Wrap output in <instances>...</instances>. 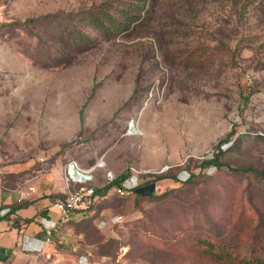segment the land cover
<instances>
[{"label":"rangeland","instance_id":"1","mask_svg":"<svg viewBox=\"0 0 264 264\" xmlns=\"http://www.w3.org/2000/svg\"><path fill=\"white\" fill-rule=\"evenodd\" d=\"M231 130L224 165L199 169ZM250 165L264 174V0H0L1 204L127 170L143 192L109 189L77 228L91 262L201 264L216 240L226 264H264V175L236 170Z\"/></svg>","mask_w":264,"mask_h":264},{"label":"crops","instance_id":"2","mask_svg":"<svg viewBox=\"0 0 264 264\" xmlns=\"http://www.w3.org/2000/svg\"><path fill=\"white\" fill-rule=\"evenodd\" d=\"M96 185L102 184L94 183L92 186ZM21 200L32 202L11 213L9 220H0V264H94L90 260L92 249L84 247L81 242L83 234L77 232V228H81V223L89 216L83 217L80 212H71L67 221L58 224L60 211L53 203L47 205L43 200L22 198L9 201L6 198L2 204L9 205ZM95 208L88 211L91 213L89 215L95 212ZM25 218L33 219L24 222ZM15 219L19 220L18 228L12 225ZM62 229L77 239L72 244L73 250L79 249L76 255L57 245L61 243L57 233Z\"/></svg>","mask_w":264,"mask_h":264},{"label":"trees","instance_id":"3","mask_svg":"<svg viewBox=\"0 0 264 264\" xmlns=\"http://www.w3.org/2000/svg\"><path fill=\"white\" fill-rule=\"evenodd\" d=\"M122 11H124V10L122 9ZM138 16H139V13L131 16V19L135 20ZM102 17L103 18L100 19L97 14H91V18L90 19L94 23L95 27H100V28L103 27L102 26L103 25L102 21L105 18L108 19V20L109 19L113 20V17L110 16L109 14H106V13L102 14ZM32 20H33L32 17L27 18V21H32ZM118 26H121L124 29L127 28V25H125L124 23L121 24L120 22H118ZM234 133H235L234 130H231L230 132H228L226 134V136L224 138H221V139L218 140V142L215 144L214 150L211 152V154L209 156L205 155L198 162L197 165H198L199 169H210L211 167H214L216 169H220L224 165V162H222L220 160V155L222 153V145L227 143L228 140L230 139V137ZM230 169H232V168H230ZM236 170H238V171L242 170V171H247V172H251V173H254V174L264 175L263 171L257 170L255 167H253L251 165L250 166H246L244 168H237ZM192 175H193L192 173H189L188 179H191ZM129 178H130L129 172L126 170L125 172L121 173L120 175H118L117 177L113 178L112 180L106 182L105 184L92 186L93 190H94V195H96L99 198V200H100V198L104 197L107 194L109 189L114 188L115 186H120L121 188H123V190H125V189L128 190V192L133 191L134 193H142L143 192V189H141L143 187L142 183H139L138 185L132 186V187H129L128 185L127 186L125 185ZM155 178H156L155 180H160V179H162L164 177L161 176V175H158V176H155ZM155 180H151V183L153 184L155 182ZM145 183H148V182L145 181ZM151 194H153V192ZM66 195H61L60 194L58 196H59V199H64L66 197ZM50 197L52 199V198H55L56 195H51ZM31 202L32 201H30V200H21L19 202L12 203V204H9V205H3V204L0 205V211L2 209H6L7 208L6 212H4L3 214L0 213V220H9L10 219L9 216H10L11 213H14L19 208L27 206ZM96 205H97V203L95 204V206ZM95 206L90 207V208H88L85 211H82L80 213H82L83 217L84 216H90L88 211L89 212L92 211ZM76 211H78V210H75V212ZM32 219L33 218H25L24 222H30ZM12 225L14 227H16V228L20 227L19 220L15 219V221L13 222ZM215 242H216V240H215ZM215 242H210L209 240H207V241H205V243H203L204 245H206L208 247V249H209L208 251L213 253L214 257H212L205 250H202L200 258H199L201 264H226L224 259H227V257H228L230 252L228 251L227 247H224V248L221 247V248H219L216 251L215 245H218V244H214ZM218 246H220V245H218ZM263 258H264V255H263Z\"/></svg>","mask_w":264,"mask_h":264},{"label":"built area","instance_id":"4","mask_svg":"<svg viewBox=\"0 0 264 264\" xmlns=\"http://www.w3.org/2000/svg\"><path fill=\"white\" fill-rule=\"evenodd\" d=\"M75 167L77 171H84V170H80L79 168H77L76 164H75ZM89 176L90 177L88 179L91 178V175ZM69 177L75 182L78 181L79 183H81L85 181V179L82 181L75 180L72 178L71 175H69ZM122 190L123 188H121L120 186L114 187V191L117 193H121ZM98 202H99V198L96 195H94V190L92 186H79L77 189L68 192V194L66 195L64 199H58L54 202V205L60 211V217L58 220V224L64 223L65 221H67L69 214L71 212H75V210H78L79 212L85 211L86 209L95 206V204ZM6 211H7L6 209L2 210L1 214H3Z\"/></svg>","mask_w":264,"mask_h":264},{"label":"bare ground","instance_id":"5","mask_svg":"<svg viewBox=\"0 0 264 264\" xmlns=\"http://www.w3.org/2000/svg\"><path fill=\"white\" fill-rule=\"evenodd\" d=\"M130 132H135L136 131V127H135V125H134V122H130ZM68 172H69V175H71L72 176V178L73 179H75V180H80V181H82V180H86V179H88L89 177V173H88V171H77V169H76V167H75V170L72 168V167H69V170H68Z\"/></svg>","mask_w":264,"mask_h":264},{"label":"water","instance_id":"6","mask_svg":"<svg viewBox=\"0 0 264 264\" xmlns=\"http://www.w3.org/2000/svg\"><path fill=\"white\" fill-rule=\"evenodd\" d=\"M69 167H72V168L75 170V164H74V163H71ZM88 177H90V176H88ZM147 187H148V189H149L150 191H152V190L154 189V184H150V185L147 186Z\"/></svg>","mask_w":264,"mask_h":264}]
</instances>
